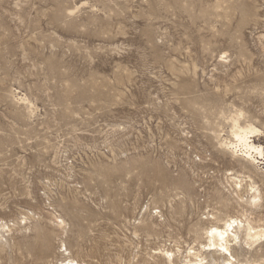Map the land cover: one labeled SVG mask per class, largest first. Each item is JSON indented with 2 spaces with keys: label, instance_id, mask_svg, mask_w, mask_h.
Segmentation results:
<instances>
[{
  "label": "rangeland",
  "instance_id": "1",
  "mask_svg": "<svg viewBox=\"0 0 264 264\" xmlns=\"http://www.w3.org/2000/svg\"><path fill=\"white\" fill-rule=\"evenodd\" d=\"M263 177L264 0H0V264L37 231L52 262L220 264L204 231L264 227Z\"/></svg>",
  "mask_w": 264,
  "mask_h": 264
},
{
  "label": "bare ground",
  "instance_id": "2",
  "mask_svg": "<svg viewBox=\"0 0 264 264\" xmlns=\"http://www.w3.org/2000/svg\"><path fill=\"white\" fill-rule=\"evenodd\" d=\"M231 115V114H230ZM230 118V117H229ZM228 119V117H227ZM235 119V118H234ZM238 121V120H237ZM231 124V123H230ZM233 124H235V122H233ZM232 127V126H231ZM233 128V127H232ZM235 131H233V136H234V140L235 143L230 144L232 147H234V149L236 147H241L245 150V154H246V158L244 157V159L247 160L248 164H256L257 162L255 161L254 157L251 156V153L254 152L256 155H258L259 157L262 155V151L261 148L254 146L253 144L250 143L249 141V135L251 133H253V130H246V128L242 129L240 128L238 125L234 126ZM254 135V134H253ZM232 136V137H233ZM252 136V135H250ZM232 139V138H231ZM232 139V140H233ZM233 140V141H234ZM219 142V141H218ZM229 143V142H228ZM221 144V143H220ZM227 144V143H226ZM224 145V144H223ZM225 146V145H224ZM227 147V146H226ZM230 147V146H229ZM228 148V147H227ZM224 149V148H223ZM242 149V150H243ZM240 150V149H239ZM233 151V148H232ZM229 152V151H228ZM253 153V154H254ZM244 154V153H242ZM244 156V155H243ZM240 159V158H239ZM243 159V160H244ZM247 166V165H246ZM250 168H253L250 166ZM249 168V169H250ZM250 171V170H249ZM255 173V172H254ZM262 175V174H261ZM264 178V177H263ZM238 186V185H236ZM252 189V188H251ZM254 189V188H253ZM256 192V190H255ZM252 204H255V202L257 201V197H253L251 198ZM241 203V202H240ZM250 203V202H249ZM246 206V205H245ZM248 206V205H247ZM254 208V207H253ZM244 213V212H242ZM243 215V214H242ZM213 216V215H212ZM215 216V215H214ZM236 217V216H233ZM228 217L224 220L223 224L221 227L213 225L210 226L209 228H207L205 232V236L208 239V241H206L207 243L205 245H203L201 248V250L203 251H207L206 253H210L211 256H216L219 261V259L222 260V262L220 264H239L240 263V257H238V252H236L235 250L231 249L232 243L237 242L238 237H237V230L241 227L242 224V220H238L237 218H233ZM249 217V216H248ZM244 218V217H243ZM215 220V219H214ZM223 220V219H222ZM246 220V219H245ZM248 221V220H247ZM249 222V221H248ZM246 223V225L244 226L243 224V230L245 233L246 239H245V244L246 246L249 245H256L254 244L256 241H259L260 238L264 237V227H257V226H252L249 223ZM244 223V222H243ZM61 224V223H60ZM219 224V223H218ZM217 224V225H218ZM264 226V225H263ZM240 232V231H239ZM241 233V232H240ZM243 235V234H242ZM50 237V236H49ZM49 237L46 234H42L40 231H37L36 235H35V239L32 243H28L26 246H24L25 248L22 250L19 254V258L16 261V264H81L79 262H77L75 259L71 258V257H62L59 256V259H57L55 262H52V260L54 261V259H56V257L53 255L52 250L50 248V243H49ZM30 238V237H29ZM240 238V237H239ZM206 239V240H207ZM243 239V238H240ZM28 240V239H27ZM52 240V239H51ZM25 241V240H24ZM241 242V240H238ZM20 243V242H19ZM26 243V242H25ZM24 243V244H25ZM239 243V242H238ZM242 243V242H241ZM244 244V245H245ZM260 244V243H259ZM264 245V244H263ZM239 245H237L236 248H238ZM63 247V246H62ZM233 247V246H232ZM243 247V246H242ZM241 247V248H242ZM253 247V246H251ZM234 248V247H233ZM240 248V249H241ZM246 248V247H245ZM248 248V247H247ZM259 248H261V246H259ZM263 248V247H262ZM255 249V248H254ZM257 249V248H256ZM255 249V250H256ZM18 250V248H17ZM62 250V249H60ZM67 250V249H66ZM65 250V251H66ZM243 250V249H242ZM246 250V249H245ZM258 250V249H257ZM192 250L188 251V255H192L194 258L196 259L195 262H191L190 260L186 261L185 264H202V262L204 261L205 258H199L200 256L198 254H195L194 251L190 252ZM199 251V250H198ZM241 251V250H240ZM249 251V248L247 249V252ZM2 252V250H1ZM63 252V250L61 251V253ZM243 252V251H242ZM18 253V252H17ZM59 253V254H61ZM67 253V252H66ZM197 253V252H196ZM250 253V252H248ZM63 254H65V252H63ZM246 254V253H245ZM247 255V254H246ZM252 255V254H250ZM249 255V257H250ZM64 256V255H63ZM165 256L167 258V261L169 264H173V259L170 260V257H172L173 255L169 252H165ZM202 256V255H201ZM74 257V255H73ZM207 257V256H206ZM209 257V256H208ZM245 257L246 256H242ZM241 257V258H242ZM248 257V258H249ZM252 257L253 262H258V261H262L264 262V251L261 252H255ZM215 258V257H214ZM246 258V259H248ZM52 259V260H50ZM211 259V258H210ZM244 259V258H243ZM245 259V261H246ZM209 260V259H208ZM215 260V259H214ZM251 260V259H250ZM79 261V260H78ZM213 259H211L210 263H213L215 261H213ZM217 261V262H218ZM248 261V260H247ZM245 264H253V262H247ZM252 261V260H251ZM206 263V262H205ZM242 263V262H241ZM255 263V264H256ZM260 263V262H259ZM207 264V263H206ZM216 264V263H215ZM218 264V263H217ZM262 264V263H261ZM264 264V263H263Z\"/></svg>",
  "mask_w": 264,
  "mask_h": 264
}]
</instances>
